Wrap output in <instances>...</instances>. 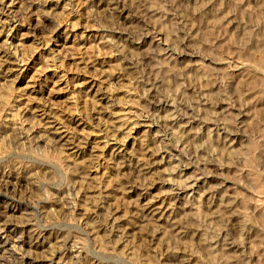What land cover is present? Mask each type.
Segmentation results:
<instances>
[{
  "label": "rangeland",
  "instance_id": "rangeland-1",
  "mask_svg": "<svg viewBox=\"0 0 264 264\" xmlns=\"http://www.w3.org/2000/svg\"><path fill=\"white\" fill-rule=\"evenodd\" d=\"M0 264H264V0H0Z\"/></svg>",
  "mask_w": 264,
  "mask_h": 264
}]
</instances>
